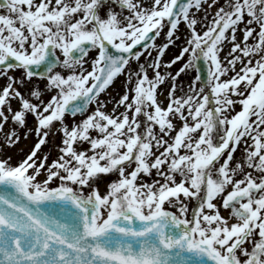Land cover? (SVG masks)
<instances>
[{"label": "snow or ice", "instance_id": "1", "mask_svg": "<svg viewBox=\"0 0 264 264\" xmlns=\"http://www.w3.org/2000/svg\"><path fill=\"white\" fill-rule=\"evenodd\" d=\"M0 9V264H264V0Z\"/></svg>", "mask_w": 264, "mask_h": 264}, {"label": "rangeland", "instance_id": "2", "mask_svg": "<svg viewBox=\"0 0 264 264\" xmlns=\"http://www.w3.org/2000/svg\"><path fill=\"white\" fill-rule=\"evenodd\" d=\"M220 3H223V0H219ZM0 11H3V9H0ZM210 11H214V9L210 10ZM184 29L181 28V33H183ZM241 33H237L238 37H241ZM183 35L181 36V40H183ZM158 43H162L163 42V38H158ZM178 47H172L170 48V50L167 52L166 56H165V60L170 59L171 57H173L175 54H178ZM90 55H94L93 53H90ZM143 59V58H142ZM174 68L176 66H173ZM14 75H19V71L13 73ZM195 71L194 70H189V72L187 74H182L181 80L183 81L184 84H187L190 82L191 78L194 77L195 75ZM124 81H125V77L124 76H120L115 82L114 85L110 87V89L103 94L105 97L107 96H117V94L122 93L124 90ZM6 80L4 78H0V87H2L3 85H5ZM46 81L44 79L41 78H37L34 77L33 81L31 82V84L28 86L29 88H35V87H39L41 90L44 89ZM166 90H167V85L162 86L161 91L163 92V94L160 96V99L166 102ZM22 91H26L25 89H22ZM43 98L45 100H47L48 98H50V93H44ZM13 107H18V103L16 101H13ZM113 107V105L111 103H109L107 105V108L110 110ZM77 120L82 119V117H76ZM73 120V117L71 116H67V122L71 123ZM28 125L29 127H34V120L31 116H29L28 118ZM8 126H5V130H7ZM60 139L61 136L59 133H57L55 136L50 137L49 142L45 145L42 146V151L44 153H49V160L55 159L58 156V151L56 148V145H58L60 143ZM36 141V137L35 135H31L29 136L28 139H22L20 143H18L17 145L13 146V147H7L5 146L2 150H0V156H11L13 162H17L20 159L23 158V156L25 155V153H27L31 147L34 145ZM3 143V138H2V134H0V144ZM84 147H87V145H84ZM240 155V151L238 150L236 153V156L238 157ZM43 177H41L42 179ZM115 179V175L114 174H110L108 176L102 177L99 181H98V186L101 190V192H105L107 190V184L110 180ZM147 179V178H146ZM222 213L224 215H228L227 211L222 210Z\"/></svg>", "mask_w": 264, "mask_h": 264}, {"label": "water", "instance_id": "3", "mask_svg": "<svg viewBox=\"0 0 264 264\" xmlns=\"http://www.w3.org/2000/svg\"><path fill=\"white\" fill-rule=\"evenodd\" d=\"M0 2H2V0H0ZM114 51V50H113ZM41 71L43 70V68L40 69ZM206 66L203 64V62L201 61V72H202V75H205L206 76Z\"/></svg>", "mask_w": 264, "mask_h": 264}, {"label": "bare ground", "instance_id": "4", "mask_svg": "<svg viewBox=\"0 0 264 264\" xmlns=\"http://www.w3.org/2000/svg\"><path fill=\"white\" fill-rule=\"evenodd\" d=\"M238 38H240V37H238Z\"/></svg>", "mask_w": 264, "mask_h": 264}]
</instances>
